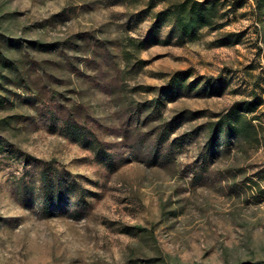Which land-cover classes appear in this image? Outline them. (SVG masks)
<instances>
[{
	"label": "rangeland",
	"instance_id": "374dc122",
	"mask_svg": "<svg viewBox=\"0 0 264 264\" xmlns=\"http://www.w3.org/2000/svg\"><path fill=\"white\" fill-rule=\"evenodd\" d=\"M0 264H264V0H0Z\"/></svg>",
	"mask_w": 264,
	"mask_h": 264
}]
</instances>
